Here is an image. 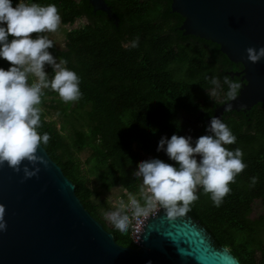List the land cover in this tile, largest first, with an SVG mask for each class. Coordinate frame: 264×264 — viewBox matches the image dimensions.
<instances>
[{"label": "trees", "instance_id": "16d2710c", "mask_svg": "<svg viewBox=\"0 0 264 264\" xmlns=\"http://www.w3.org/2000/svg\"><path fill=\"white\" fill-rule=\"evenodd\" d=\"M106 1L119 18L118 24L103 11L94 12L88 0H33L42 5L55 4L63 23H73L82 16L88 19L85 25L66 31L64 48H56L53 43L49 49L80 78L82 95L76 100L75 118L82 122L77 125L70 120L73 128L65 134V125L58 127L41 110L38 132L48 133L49 141L43 146L74 182L86 209L119 244L136 247L130 226L120 232L98 211L94 189L87 183L78 153L86 148L93 150L85 162L91 163L88 170L96 175L102 190L121 185L127 190L121 196L139 194L140 180L133 176L136 164L147 159L145 156L175 163L163 151H156L158 139L173 132L188 135L191 125L182 120V112L191 116L200 109L208 115L214 113L215 106L227 99L223 79L232 80L225 72L232 62L218 44L183 34L179 26L184 18L172 11V0ZM15 3L13 0V6ZM42 35L50 39L47 33ZM136 37L137 47H123ZM8 64L0 59V67L7 68ZM172 65L184 68L183 78L172 75ZM45 71L51 78V67L45 65ZM213 76L224 97L218 101L210 94ZM47 97L59 96L44 89L41 99ZM66 109L63 107L64 113ZM246 112L228 111L222 119L236 137L225 147L240 148L246 167L229 182L230 191L219 206H214L198 187V198L186 212L207 229L216 245L228 247L241 264H264V103ZM197 132L192 131L194 138L204 134V130ZM256 200H260L262 212L252 217ZM113 208L107 206L104 215ZM256 251H260L258 259Z\"/></svg>", "mask_w": 264, "mask_h": 264}, {"label": "water", "instance_id": "95a60500", "mask_svg": "<svg viewBox=\"0 0 264 264\" xmlns=\"http://www.w3.org/2000/svg\"><path fill=\"white\" fill-rule=\"evenodd\" d=\"M93 11L119 18L106 0H88ZM183 18L185 35L210 40L234 63L243 83L236 97L216 105L248 110L264 103V58L246 59L248 46L264 45V0H172ZM47 161L39 172L23 178L6 162L0 165V205L6 228L0 230V264H241L228 247L218 246L207 229L187 212L168 216L162 208L150 217L136 247L119 244L84 206L74 182L44 146ZM31 167V165H30Z\"/></svg>", "mask_w": 264, "mask_h": 264}, {"label": "clouds", "instance_id": "9594fccd", "mask_svg": "<svg viewBox=\"0 0 264 264\" xmlns=\"http://www.w3.org/2000/svg\"><path fill=\"white\" fill-rule=\"evenodd\" d=\"M59 24L55 4L16 0L13 6V0H0V59L9 62L7 68L0 67V165L6 162L14 171L22 172L23 178L36 175L40 166L47 164L45 157L38 153V146L42 148L49 141L47 132H38L43 90L54 91L62 102L76 101L82 95L79 76L62 66L64 61H57L49 51L53 41L42 35L56 31ZM137 45L138 37L123 47ZM245 52L246 59L256 63L264 58V45L248 46ZM45 65L51 67V78ZM30 77L34 78L32 82ZM223 83L227 85L226 98L234 99L240 83L227 77ZM210 84L220 87L215 76ZM231 107V103H226L224 111ZM204 127V134L195 138L176 132L160 136L156 151H163L175 163L151 157L136 164L133 176L140 180L139 198L128 193L126 201L117 202L106 213L116 229L127 231L132 218L146 216L157 208H163L168 216L185 213L189 204L198 198L197 186L209 195L214 206L220 205L230 191L229 182L234 181L246 164L240 148L225 147L233 144L236 137L220 118L210 116ZM3 216L0 205V230L6 228ZM145 264L152 261L148 259Z\"/></svg>", "mask_w": 264, "mask_h": 264}, {"label": "rangeland", "instance_id": "374dc122", "mask_svg": "<svg viewBox=\"0 0 264 264\" xmlns=\"http://www.w3.org/2000/svg\"><path fill=\"white\" fill-rule=\"evenodd\" d=\"M86 23H88V19L85 16L77 18L73 23H63L60 18V24L58 25L56 31L54 32H47V35L49 38L53 41L56 48H64L65 47V40H66V31L83 26ZM57 59V58H56ZM57 61H61L57 59ZM63 66V65H62ZM171 73L175 78H183L185 75L184 68L178 65H172L170 67ZM34 78L30 77L29 82H32ZM211 96L214 98V100H221L223 99L222 93L219 92L218 88H214L210 90ZM39 107L44 112L46 118L48 120L55 121L58 127H61L63 124L65 125L66 129H63V132L65 134H69L71 129L73 128L70 120H73L77 125L82 122L81 119H76L75 117L78 116L76 109V101L71 102H62L59 97L51 98L47 97L43 100L41 99ZM63 107H67L65 115L63 111ZM182 114V113H181ZM182 120L187 123L189 120L190 122L195 121L194 116H189L188 114L182 115ZM189 123V122H188ZM192 126H188L187 132L188 135H191L193 137L191 130ZM196 131V130H195ZM137 148V147H136ZM93 154V150L90 148H86L80 153H78L79 158L82 160V166L84 173H86L87 183L90 187L94 189V196L93 200L98 206V211L106 221V223L111 224V222L107 219V216L104 215L105 208L107 206H115L117 202L120 200H124V197L121 196L122 193H125L124 189L122 190V186L118 185L113 187L110 191H104L98 186V180L96 178V175L94 173H91L88 168L91 165L90 162H85V160L90 157ZM147 159L151 158L152 156H145ZM198 188L195 189L197 191ZM206 198L209 196L207 193H203ZM255 207V210L252 212L251 216L255 217L257 214L262 212V205L259 201H256L253 204V208ZM264 237V236H263ZM260 256V251H256V259H258Z\"/></svg>", "mask_w": 264, "mask_h": 264}, {"label": "flooded vegetation", "instance_id": "af4514ba", "mask_svg": "<svg viewBox=\"0 0 264 264\" xmlns=\"http://www.w3.org/2000/svg\"><path fill=\"white\" fill-rule=\"evenodd\" d=\"M232 62V61H231ZM243 68V66H242V64L241 63H234V62H232V64L229 66V68H227V69H225V72L228 74H230L231 75V78H232V80L233 81H237V82H239L240 83V86L242 85V83H243V80H242V75L241 74H239L238 72L241 70ZM224 98V97H223ZM225 100H227V99H224L222 102H224ZM221 102V103H222ZM221 103H219V104H221ZM216 107V106H215ZM215 109V108H214ZM251 109V108H250ZM250 109H248V110H250ZM248 110H247V112H248ZM238 112H244V111H238ZM246 112V113H247ZM183 114H186V113H184V112H182V114H181V118L183 117L182 115ZM225 114L226 113H224L223 114V117H222V119L224 118V116H225ZM232 114H234V113H232ZM189 116H191V115H189ZM196 119H195V121H193V122H190V120L187 122L189 125H191V126H193L194 127V129L196 130V131H198L197 133L199 134V132H201L202 130H204V132H205V124L208 122V120H209V117L210 116H213V114L212 115H208L204 110H202V109H200V111L196 114V115H193ZM221 119V120H222ZM199 189V188H198ZM197 189V190H198ZM256 201H259L260 202V200H256ZM261 203V202H260Z\"/></svg>", "mask_w": 264, "mask_h": 264}, {"label": "built area", "instance_id": "2783aa9c", "mask_svg": "<svg viewBox=\"0 0 264 264\" xmlns=\"http://www.w3.org/2000/svg\"><path fill=\"white\" fill-rule=\"evenodd\" d=\"M198 187H200V186H197V188ZM124 191H125V193H127V190H124ZM136 196L139 197V194L137 193ZM126 200H127V196L124 197V201H126ZM161 209L162 208H157V209L150 211L148 213V215H146V216L136 217V218L131 219L130 225H129L131 227V238L136 245L139 244V241L141 239V233L143 231V228H144L147 220L152 216H156L160 212Z\"/></svg>", "mask_w": 264, "mask_h": 264}]
</instances>
